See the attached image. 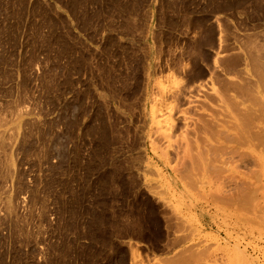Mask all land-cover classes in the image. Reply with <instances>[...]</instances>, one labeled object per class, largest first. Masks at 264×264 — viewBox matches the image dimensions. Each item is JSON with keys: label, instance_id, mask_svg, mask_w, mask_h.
Masks as SVG:
<instances>
[{"label": "rangeland", "instance_id": "1", "mask_svg": "<svg viewBox=\"0 0 264 264\" xmlns=\"http://www.w3.org/2000/svg\"><path fill=\"white\" fill-rule=\"evenodd\" d=\"M261 69L264 0H0V264H264Z\"/></svg>", "mask_w": 264, "mask_h": 264}, {"label": "built area", "instance_id": "2", "mask_svg": "<svg viewBox=\"0 0 264 264\" xmlns=\"http://www.w3.org/2000/svg\"><path fill=\"white\" fill-rule=\"evenodd\" d=\"M25 167H28L25 165ZM27 180L29 183H32V177L31 175L27 176ZM7 185L11 186V191H13L14 184L13 181L11 180L10 182H7ZM11 195V194H10ZM10 195H3L0 194V230L3 234V236H0V247L3 245L10 246L11 245V222H10V210L9 207L7 206V202L10 200ZM6 196V197H5ZM8 197V198H7ZM16 209L19 211L21 215V220L25 222V225L29 229L36 230L38 227V221L34 216H32V213L34 211L37 212V218H40V212H39V206L34 205L31 202V197H30V192L28 190L21 192L18 197L16 198ZM15 205H12L11 208L14 210ZM50 217H54L52 213H49ZM12 218V217H11ZM3 219L8 220V224L2 223ZM52 219V218H51ZM45 225V224H44Z\"/></svg>", "mask_w": 264, "mask_h": 264}, {"label": "bare ground", "instance_id": "3", "mask_svg": "<svg viewBox=\"0 0 264 264\" xmlns=\"http://www.w3.org/2000/svg\"><path fill=\"white\" fill-rule=\"evenodd\" d=\"M231 60H232V59H231ZM229 61H230V60H229ZM259 64H260V63H259ZM258 66H259V65H258ZM259 67H261V66H259ZM261 70H262V69H261ZM261 70H258V71H257V74H258L259 71H261ZM262 71H263V70H262ZM262 71H261V72H262ZM263 72H264V71H263ZM263 75H264V74H263ZM259 77H260V76H259ZM260 78L264 80V76H263V77H260ZM260 78H259V79H260ZM231 79H232V78H231ZM261 79H260V81H261ZM233 82H234V81H233ZM249 83H250V82H249ZM262 83H264V81H263ZM262 83H261V85H262V87H264ZM233 85H234V84H233ZM240 85H241V83H240ZM238 86H239V85H238ZM238 86H237V88H239ZM240 87H242V86H240ZM233 88H234V87H233ZM239 90H240V88H239ZM240 91H241V93H242V90H240ZM220 93H221V92H220ZM242 94H243V93H242ZM220 95H221V94H220ZM232 95H233V94H232ZM238 95H239V94H238ZM180 96H181V95H180ZM226 96H227V95H226ZM230 96H231V95H230ZM243 96H244V95H243ZM219 97H220V96H219ZM228 98H229V97H228ZM238 98H239V100H240V97H238ZM235 100H236V99H235ZM242 100H243V99H242ZM222 101H224V100H222ZM237 101H238V100H237ZM237 101H236V102H237ZM253 101H254V100H252V102H253ZM207 102H208V101H207ZM239 102H240V101H239ZM209 103H210V102H209ZM222 103H223V102H222ZM237 103H238V102H237ZM204 104H205V103H204ZM233 104H234V103H233ZM210 105H211V104H210ZM238 105H240V103L237 104V106H238ZM235 109H237L236 106H235ZM197 111H198V110H197ZM236 111H237V113H236L237 116H238L239 114H242V113H243L242 115H239V118H240V119H241V117L244 115V116H243V118H244V123H243V124L246 123V125H249L250 127H252V126L250 125V122H251V120L254 118L253 115L255 114V112H254L253 110H251V111H252L251 114H246V115H245V114H244L245 111H242V110H241V113L238 112V110H236ZM239 111H240V110H239ZM197 114H198V113H197ZM233 115H234V114H233ZM154 117H155V121H156V122L158 123V125H159V128L162 129V127H164V128L166 129V131L171 130V131H174V132L176 133L175 130L177 129V127H180V124L178 123V121H179L178 119H177L178 121H177V120H174L173 118H172V120H171L170 117H167V116L164 115L163 111H162V113L159 111L156 115H154ZM176 117H177V116H176ZM199 117H200V116H199ZM196 118H197V117H196ZM236 118H237V117H236ZM243 118L241 119L242 122H243ZM179 119H180V117H179ZM207 119H208V118H207ZM233 119H234V118H233ZM203 120L205 121L206 119L203 118ZM236 120H238V119H236ZM241 120H240V121H241ZM180 121H181V120H180ZM196 121H197V120H196ZM204 121H203V123H201V124H202V125L204 124V126H206V127H207L208 125H210L209 123H211V124L213 123L212 121H211V122L208 121V123H207V121H205V123H204ZM234 121H235V120H234ZM238 121H239V120H238ZM238 121H237V122H238ZM220 122H221V121H220ZM233 124H234V123H233ZM243 124L240 122V125H241V127H240L239 124L236 123V125L240 127V128L238 127V129H241V128L243 129V127H244ZM178 125H179V126H178ZM181 125H182V124H181ZM246 125H245L246 129H248ZM183 126H184V125H183ZM234 126H235V124H234ZM184 127H185V126H184ZM187 127H188V126H187ZM235 127H236V126H235ZM245 127H244V129H245ZM169 128H170V129H169ZM167 129H168V130H167ZM236 129H237V127H236ZM244 129H243V130H244ZM249 130H250V129H249ZM249 130H247V131H249ZM251 130H252V129H251ZM241 131H242V130H241ZM168 132H169V131H168ZM203 132H204V131H203ZM203 132H202V133H203ZM243 133H244V132H243ZM252 133H253V132L251 131V132H250V135H251ZM253 134H254V133H253ZM231 135H232V134H231ZM236 135H237V134H236ZM236 135H235V136H236ZM198 137H199V136H198ZM226 137H227V136H226ZM241 137H242V136H241ZM252 137H254V136L252 135ZM252 137H251V138H252ZM235 138H236V137H235ZM238 138H240L239 135H238ZM194 139H195V138H194ZM196 139H197V138H196ZM196 139H195V140H196ZM253 139H254V138H253ZM184 140H185V139H184ZM190 140H191V139H190ZM204 140H205V139H204ZM238 140H239V139H238ZM240 140H241V139H240ZM196 141H197V140H196ZM223 141H224V140H223ZM242 141H243V140H242ZM193 142H194V141H193ZM243 142H244V141H243ZM193 144H194V143H193ZM197 144H198V143H197ZM215 144H216V143H215ZM218 144H219V143H218ZM221 144H222V143H221ZM250 144H251V143H250ZM191 147H192V146H191ZM191 147H190V148H191ZM252 147H253V146H252ZM190 148H189V149H190ZM192 148H193V147H192ZM200 149H201V148H200ZM192 150H194V149H192ZM186 151H187V150H186ZM191 152H192V151H191ZM199 153H202V151H199ZM199 153H198V154H199ZM188 154H189V153H188ZM190 154L192 155V156L190 155V157L192 158V157L194 156V154H193V153H190ZM195 155H196V154H195ZM200 156H201V155H200ZM200 156H199V158H200ZM187 157H189V156H187ZM197 157H198V156H197ZM194 158H195V157H193V159H194ZM199 158H198V159H199ZM204 158H205V157H204ZM196 159H197V158H196ZM191 160H192V159H191ZM199 160H200V159H199ZM192 161H193V160H192ZM194 161H195V160H194ZM194 161H193V162H194ZM193 162H191L192 165H193ZM197 162H198V160H197ZM210 163H211V162H210ZM184 164H185V163H184ZM193 166H194V165H193ZM220 166H221V165H220ZM191 168H192V166H191ZM191 168H190V169H191ZM202 168H203V167H202ZM204 168H205V167H204ZM192 171H193V170H192ZM190 172H191V171H190ZM185 174H186V173H185ZM187 174H188V173H187ZM184 176H186V175H184ZM187 178H188V177H187ZM254 179H255V178H254ZM253 188H254V187H253ZM240 249H241V248H240ZM242 249H243V248H242ZM243 251H244V250H243ZM243 251H242V252H243ZM242 252H240V253H242ZM243 254H244V253H243ZM249 256H250V255H249ZM241 257H242V256H241ZM246 259H247V258H246ZM255 260H256V259H255ZM247 261H248V260H247ZM243 262H245L244 259H243ZM241 264H242V263H241ZM247 264H248V263H247Z\"/></svg>", "mask_w": 264, "mask_h": 264}]
</instances>
